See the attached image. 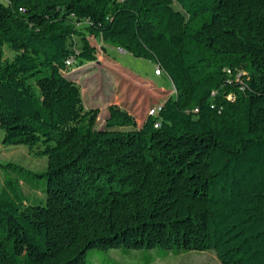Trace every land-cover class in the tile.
<instances>
[{
	"label": "trees",
	"instance_id": "1",
	"mask_svg": "<svg viewBox=\"0 0 264 264\" xmlns=\"http://www.w3.org/2000/svg\"><path fill=\"white\" fill-rule=\"evenodd\" d=\"M121 15L174 94L140 125L109 105L95 130L70 76ZM0 130L47 158L43 202L0 187V264L156 248L264 264V0H0Z\"/></svg>",
	"mask_w": 264,
	"mask_h": 264
},
{
	"label": "rangeland",
	"instance_id": "2",
	"mask_svg": "<svg viewBox=\"0 0 264 264\" xmlns=\"http://www.w3.org/2000/svg\"><path fill=\"white\" fill-rule=\"evenodd\" d=\"M102 42V45L95 43L97 62L86 64L70 78L80 86L85 108L99 110L95 130L104 128L109 105L126 110L140 125L152 106L163 103L174 90L167 78L154 75L155 61L139 48L129 16L121 15ZM2 139L0 130V187L5 179H20L29 202H43L47 158L35 157L24 145L5 146ZM86 264H220V261L213 251L94 249L86 253Z\"/></svg>",
	"mask_w": 264,
	"mask_h": 264
},
{
	"label": "built area",
	"instance_id": "3",
	"mask_svg": "<svg viewBox=\"0 0 264 264\" xmlns=\"http://www.w3.org/2000/svg\"><path fill=\"white\" fill-rule=\"evenodd\" d=\"M119 50H120V53H124L121 49H119ZM154 75L157 76V77L162 76V74L160 73L158 68H156V70L154 71ZM156 112H157V109L153 108V109L150 110L149 114L150 115H154Z\"/></svg>",
	"mask_w": 264,
	"mask_h": 264
}]
</instances>
